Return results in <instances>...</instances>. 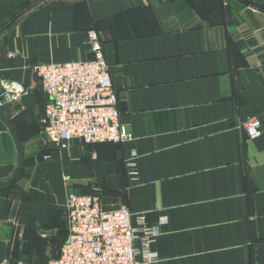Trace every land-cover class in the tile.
<instances>
[{
	"label": "crops",
	"instance_id": "0c3cea01",
	"mask_svg": "<svg viewBox=\"0 0 264 264\" xmlns=\"http://www.w3.org/2000/svg\"><path fill=\"white\" fill-rule=\"evenodd\" d=\"M91 30L131 137L61 148L44 137L34 66L93 58ZM7 85L21 89L1 110L24 170L0 189V264L59 256L70 192L144 214L160 231L157 264H264V0H0ZM249 119L261 136H248ZM17 165L0 119V180Z\"/></svg>",
	"mask_w": 264,
	"mask_h": 264
},
{
	"label": "built area",
	"instance_id": "2783aa9c",
	"mask_svg": "<svg viewBox=\"0 0 264 264\" xmlns=\"http://www.w3.org/2000/svg\"><path fill=\"white\" fill-rule=\"evenodd\" d=\"M87 43L93 47L91 59L34 66L48 95L42 118L44 137L61 148L74 138L86 143H119L131 137L96 31L88 32ZM20 93L18 86H5L0 92V106L4 97L17 101ZM244 126L250 138L263 134L259 119H249ZM130 167L133 178H137L136 164ZM66 218L69 238L59 256L47 264H157L152 242L160 231L147 225L144 214L136 215L126 205L105 209L99 195L70 192Z\"/></svg>",
	"mask_w": 264,
	"mask_h": 264
},
{
	"label": "water",
	"instance_id": "95a60500",
	"mask_svg": "<svg viewBox=\"0 0 264 264\" xmlns=\"http://www.w3.org/2000/svg\"><path fill=\"white\" fill-rule=\"evenodd\" d=\"M0 119L9 128L10 133L13 136V139L16 143L17 151H18V165H17V168L15 169L13 175L7 180H0V189L6 190V189L12 187L17 181H19V179L22 176V173L24 170V150H23V145H22L17 133L15 132V130L12 127L11 121L5 115V113L1 110V106H0Z\"/></svg>",
	"mask_w": 264,
	"mask_h": 264
}]
</instances>
